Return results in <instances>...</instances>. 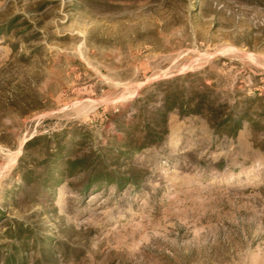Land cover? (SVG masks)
<instances>
[{
    "label": "rangeland",
    "instance_id": "1",
    "mask_svg": "<svg viewBox=\"0 0 264 264\" xmlns=\"http://www.w3.org/2000/svg\"><path fill=\"white\" fill-rule=\"evenodd\" d=\"M188 74L221 103L248 101L259 126L219 137L174 111L159 147L120 161L148 170L140 187L23 180L35 168L26 143L107 158L142 103L161 105L155 85ZM258 112L264 0H0V249L20 223L58 264H264Z\"/></svg>",
    "mask_w": 264,
    "mask_h": 264
},
{
    "label": "trees",
    "instance_id": "2",
    "mask_svg": "<svg viewBox=\"0 0 264 264\" xmlns=\"http://www.w3.org/2000/svg\"><path fill=\"white\" fill-rule=\"evenodd\" d=\"M193 76H179L173 81H163L155 85L157 88L162 87L161 105L154 112H149L148 105L142 103L134 116V123L122 129L123 138L116 145L105 149L107 158L94 151L90 157H81L76 154V144L68 146L67 142L62 143L60 140L52 149L49 137L34 138L26 143L24 150L28 152L31 148L35 149L32 160L35 168L31 172L24 171L23 180L39 183L43 188L51 186L53 189L68 178L80 177L79 188L82 191L93 186L110 184L140 187L148 170L131 163L127 170L122 171L119 167L120 161L145 149L159 147L168 133V115L174 111L180 116L201 117L208 129L219 137L235 138L246 122L259 126L250 113L251 104L248 101L234 105L221 103L213 96L210 87L204 84L187 86L185 81ZM256 114L259 121L264 118V113ZM109 160L118 166L110 165L107 163ZM4 235L10 242L0 249L3 251L0 254V264H58L54 247L31 226L15 223ZM28 252H32L33 256L30 257Z\"/></svg>",
    "mask_w": 264,
    "mask_h": 264
}]
</instances>
